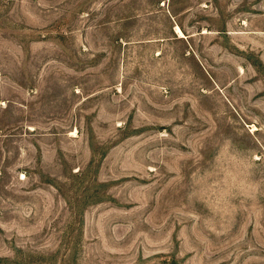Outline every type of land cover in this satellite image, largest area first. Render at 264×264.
I'll use <instances>...</instances> for the list:
<instances>
[{"label": "rangeland", "instance_id": "obj_1", "mask_svg": "<svg viewBox=\"0 0 264 264\" xmlns=\"http://www.w3.org/2000/svg\"><path fill=\"white\" fill-rule=\"evenodd\" d=\"M0 264H264V0H0Z\"/></svg>", "mask_w": 264, "mask_h": 264}, {"label": "bare ground", "instance_id": "obj_2", "mask_svg": "<svg viewBox=\"0 0 264 264\" xmlns=\"http://www.w3.org/2000/svg\"><path fill=\"white\" fill-rule=\"evenodd\" d=\"M177 30H178V28H177ZM180 32V31H179Z\"/></svg>", "mask_w": 264, "mask_h": 264}]
</instances>
